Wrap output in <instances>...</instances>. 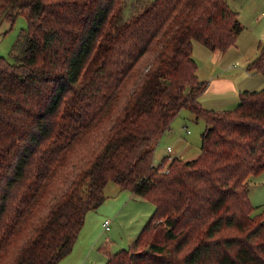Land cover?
Segmentation results:
<instances>
[{
	"label": "trees",
	"instance_id": "1",
	"mask_svg": "<svg viewBox=\"0 0 264 264\" xmlns=\"http://www.w3.org/2000/svg\"><path fill=\"white\" fill-rule=\"evenodd\" d=\"M0 0L27 27L0 56V264H57L114 182L154 210L104 264H264V88L204 108L196 40L227 51L243 26L226 0ZM7 31V29H6ZM246 69L264 75V45ZM206 124L191 160H153L180 109Z\"/></svg>",
	"mask_w": 264,
	"mask_h": 264
},
{
	"label": "rangeland",
	"instance_id": "2",
	"mask_svg": "<svg viewBox=\"0 0 264 264\" xmlns=\"http://www.w3.org/2000/svg\"><path fill=\"white\" fill-rule=\"evenodd\" d=\"M124 1V13L127 18L140 11L143 5L152 0ZM226 1L231 9L238 12V20L243 26L237 36V42L226 52L229 57L227 61L229 67L231 64L234 65L229 70L232 71V80L228 77L231 83H234L232 90L238 91L240 87L246 91L263 89L264 75L260 72H247L245 69L248 60L254 59L259 53V48L264 45V14L262 13L264 0ZM26 27L27 20L24 14L19 15L11 25L8 23L0 25V56L12 60L10 51ZM193 43L195 47L194 59L198 58V53L203 56L205 51L203 48L207 47L196 40ZM199 47L203 50H198ZM199 68V73L197 72L199 79L205 80L208 86L211 68L205 65L202 67L200 63ZM234 78L236 79L234 80ZM219 81L225 85L231 84L227 78H220L212 83L216 85L219 84ZM206 89L207 87L198 95L204 108L220 111L233 109L239 103L236 92L233 96H214L212 90L207 91ZM205 126L202 118H197L186 108L180 109L169 127L160 136L153 160L159 163L161 158L167 155H177L185 160L195 158L201 150V134L205 130ZM167 146H170L172 151L168 152ZM247 182L249 200L254 205L253 212H258L264 205V169L258 174L249 176ZM103 192L105 194L104 201L97 209L90 210L85 216L84 225L78 233L83 238L81 245L71 257V262L67 264H104L107 257L105 252L101 251L102 247L108 246L110 252L128 248L138 232L148 222L147 220L154 210V205L149 200L131 197V191L121 189L114 182H108L103 188ZM104 219L110 220L109 228L106 230H103L102 227Z\"/></svg>",
	"mask_w": 264,
	"mask_h": 264
},
{
	"label": "crops",
	"instance_id": "3",
	"mask_svg": "<svg viewBox=\"0 0 264 264\" xmlns=\"http://www.w3.org/2000/svg\"><path fill=\"white\" fill-rule=\"evenodd\" d=\"M263 12H264V10L262 11V13ZM200 48L201 47H199L198 50L205 49V51L203 52L204 55L202 56L200 53H198L197 54L198 58H195L194 60L196 61V64H197V72L198 73H199V69H200L199 68V63H200V65L202 67L205 65V66H209L211 68V71H210V74H209V79H208L209 80L208 86H206L207 87V89H206L207 91H211L212 90L214 92V96H230V95L233 96L235 94V92H236V94H238V92L243 90L242 87H240L238 89V91H236V89L234 91L232 90V87H233L234 83L232 84L231 81L228 79V77L232 80V78H233L232 71H229V70H230V67L233 68L234 65L231 64L230 67H229V64L227 62L228 58H229V57H227V54H228V53H226L227 51L220 52V51H216V50H210L208 48H203V49L202 48L200 49ZM194 52H195V47H194V43H193V49H192L193 56L195 55ZM198 61H199V63H198ZM249 61L250 60H248L246 65L249 63ZM245 70L247 72L253 71V70H249L248 71L247 69H245ZM253 72H255V71H253ZM198 73H197V76H198ZM198 78H199V76H198ZM220 78H222V79L227 78V80L232 84V86H231V84L225 85L224 83H221V81L218 82L219 84L213 85L212 82L214 80H219ZM235 79L236 78H234V80ZM131 197L146 200V199H144V198H142L140 196H137L133 192H131ZM82 239L83 238L80 236V234H78L77 242L73 245V248H72L70 254H68L67 256H65L62 259H60L57 264H67V263L71 262V260H72L71 257H73V255L75 254L74 252H77L79 250V246L81 245ZM101 251L105 252V255L107 257V253L110 252V249L108 248V246H103ZM111 253H113V252H111ZM106 259L107 258H105V260Z\"/></svg>",
	"mask_w": 264,
	"mask_h": 264
},
{
	"label": "built area",
	"instance_id": "4",
	"mask_svg": "<svg viewBox=\"0 0 264 264\" xmlns=\"http://www.w3.org/2000/svg\"><path fill=\"white\" fill-rule=\"evenodd\" d=\"M264 13V12H263ZM189 132V131H188ZM167 151L170 152L171 151V147L170 146H167ZM172 157V156H169V158ZM109 225H110V220L109 219H104L103 220V223H102V227H103V230H106L109 228Z\"/></svg>",
	"mask_w": 264,
	"mask_h": 264
}]
</instances>
